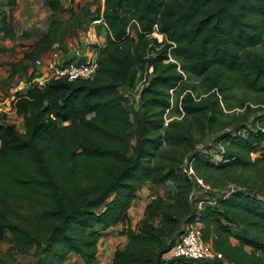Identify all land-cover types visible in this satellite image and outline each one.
Masks as SVG:
<instances>
[{"label":"trees","instance_id":"obj_1","mask_svg":"<svg viewBox=\"0 0 264 264\" xmlns=\"http://www.w3.org/2000/svg\"><path fill=\"white\" fill-rule=\"evenodd\" d=\"M43 1L68 18L50 21L2 87L87 15ZM17 4H0L2 40L16 37ZM95 20L106 43L91 79L16 92L22 132L0 114V264H96L119 224L111 264H264V0H103ZM148 186L165 194L134 230L129 210ZM189 222L223 259H164Z\"/></svg>","mask_w":264,"mask_h":264},{"label":"rangeland","instance_id":"obj_2","mask_svg":"<svg viewBox=\"0 0 264 264\" xmlns=\"http://www.w3.org/2000/svg\"><path fill=\"white\" fill-rule=\"evenodd\" d=\"M6 0H0V4H2L1 10L5 12L8 11L5 8ZM62 3L65 7L69 6V0H62ZM15 15V29H16V37L14 41H4L0 38V42L4 41V43L9 44L8 47L4 50L0 49V104L4 109L3 113L6 116H9L8 120L17 127L19 132L21 130V123L18 121V117L15 114L8 115L11 112V101L14 97V94L19 89L18 87H22L20 81L26 82L23 77V74H20L16 77L15 81L9 84L6 87L1 86V82L7 77L8 75V65L17 62L20 60L22 54L25 51L31 49L34 42H36L48 28L49 23L52 19L61 18L64 22L67 20L68 15H59V16H52V13L47 9L46 3L43 0H18V4L14 9ZM18 35V37H17ZM131 41L135 40V36L132 33L130 35ZM72 39L78 40L77 35L74 36ZM69 40V39H67ZM73 41V40H72ZM67 42V41H66ZM65 42V43H66ZM71 42V40H70ZM78 43V41H77ZM11 44V45H10ZM13 45V46H12ZM66 43L61 46V50L64 54L68 55L69 51L73 50V47H77L75 43L71 44ZM87 46H78V49H86ZM91 50V49H90ZM84 53H88V50H85ZM43 61V58L42 60ZM40 68L41 65L37 64ZM20 90V89H19ZM19 92V91H18ZM252 95L246 94L245 97H250ZM12 97V98H11ZM131 100L133 101L131 104V111L132 113H136V108L134 106V98L132 97ZM133 117V116H132ZM255 155H253L254 157ZM217 160L219 157L216 158ZM159 194L164 196L165 188L164 186H160L158 188L154 187H145L143 188L136 196V200L134 201L131 209L129 210V224L134 230L138 229L139 221L143 218L144 214V207L146 203L151 199L152 195ZM123 226L121 224L118 227L110 229L103 235V238L98 243V253H97V260L96 264H111V259L115 249L122 248L126 240L123 243V239L121 240L120 231L122 230ZM232 244H236L235 240H231ZM6 249L5 244H0V250L4 251ZM248 251V249H246ZM34 258L31 254L25 256H17L13 264H33ZM80 261L77 256L71 255L69 258L68 264H79Z\"/></svg>","mask_w":264,"mask_h":264},{"label":"built area","instance_id":"obj_3","mask_svg":"<svg viewBox=\"0 0 264 264\" xmlns=\"http://www.w3.org/2000/svg\"><path fill=\"white\" fill-rule=\"evenodd\" d=\"M93 23L102 24L101 20L94 21ZM129 33L132 35L133 31L129 29ZM93 49L83 55L82 60L64 62L61 47L58 44H54L44 59V70L40 76L39 83H36V85L43 87L52 79H65L69 81L91 79L96 74L98 68V49ZM84 58L86 59L85 61L83 60ZM41 60L38 62H41ZM191 174L192 171L188 169L187 175L190 176ZM200 205L201 203H199ZM172 258L212 261L216 259L221 260L223 256L221 253L216 252L209 243L203 241L201 225L197 222H189L183 226L179 240L164 255V259L166 260Z\"/></svg>","mask_w":264,"mask_h":264},{"label":"crops","instance_id":"obj_4","mask_svg":"<svg viewBox=\"0 0 264 264\" xmlns=\"http://www.w3.org/2000/svg\"><path fill=\"white\" fill-rule=\"evenodd\" d=\"M73 1H74L73 9L77 13H79L80 11L83 10V8L86 7L87 8V15L84 18L82 17L81 21H83V24L79 28H77L75 31V36L77 35V37H78V40H77L78 43L76 40L72 39L73 37H70V38L67 37V38H65V41L62 44V45H64V44L69 42L70 45L73 43H75L77 45V47L71 46V47H73V50L69 51L68 55L63 53L64 62H73V61L82 60L83 55L86 54V53H84L85 50H88V51L90 49L94 50L93 48L98 49V47L101 48L106 43V41H105V31H106L105 26L100 24V23H95V24L93 23L95 16L97 15V12L103 10V0H73ZM61 3H62V0H61ZM14 18H15V15H14ZM95 21H97V20H95ZM15 23H16V21H15ZM15 23H14V29H15ZM15 33H16V29H15ZM17 37H18V35H17ZM67 39H69V40H67ZM70 40H71V42H70ZM4 41L6 42L9 40L6 39ZM4 41L0 42V49H2V50H4L6 48V46L8 47V45H9V44L4 43ZM70 45L68 47H70ZM78 46H87V47H86V49L83 48L80 50V49H78ZM47 54H45L43 56V61L35 62L31 66V68H29L27 77H30V75L34 74V78L31 81H27V77L25 75H23L26 82H23L21 80L20 84L22 85V87H18L20 90L19 89L17 90V88H16L15 89L16 92H18V91L19 92H25V91H27V89L29 88V85L31 83L32 84L39 83L40 76L42 75L43 70H44V61H45L44 59L46 58ZM83 60L85 61L86 59L84 58ZM37 64H40L41 67L39 68L37 66ZM0 71H1V69H0ZM3 113H5V112H4V109L2 108V106L0 104V114L4 115ZM11 114H15V116L18 117V121L21 123V130H23V128H22V117L18 116L15 113V110L13 108L11 109V112L8 113V115H11ZM4 116H5V122L10 124L11 122L8 120L9 116H6V115H4ZM116 227H118V225ZM120 238H121V240L123 239L122 241L124 243L125 238L122 236Z\"/></svg>","mask_w":264,"mask_h":264},{"label":"water","instance_id":"obj_5","mask_svg":"<svg viewBox=\"0 0 264 264\" xmlns=\"http://www.w3.org/2000/svg\"><path fill=\"white\" fill-rule=\"evenodd\" d=\"M172 243H173V240H169V241L166 242V246L170 247L172 245Z\"/></svg>","mask_w":264,"mask_h":264},{"label":"clouds","instance_id":"obj_6","mask_svg":"<svg viewBox=\"0 0 264 264\" xmlns=\"http://www.w3.org/2000/svg\"><path fill=\"white\" fill-rule=\"evenodd\" d=\"M60 46V45H59ZM49 53V52H48Z\"/></svg>","mask_w":264,"mask_h":264}]
</instances>
